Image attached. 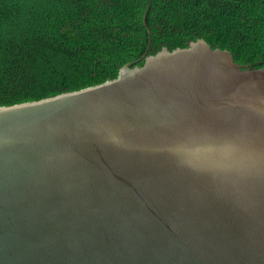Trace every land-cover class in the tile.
Here are the masks:
<instances>
[{
    "label": "water",
    "instance_id": "obj_1",
    "mask_svg": "<svg viewBox=\"0 0 264 264\" xmlns=\"http://www.w3.org/2000/svg\"><path fill=\"white\" fill-rule=\"evenodd\" d=\"M149 46L0 106V264H264V67Z\"/></svg>",
    "mask_w": 264,
    "mask_h": 264
},
{
    "label": "trees",
    "instance_id": "obj_2",
    "mask_svg": "<svg viewBox=\"0 0 264 264\" xmlns=\"http://www.w3.org/2000/svg\"><path fill=\"white\" fill-rule=\"evenodd\" d=\"M148 38L146 56L203 39L264 67V0H0V106L115 79Z\"/></svg>",
    "mask_w": 264,
    "mask_h": 264
}]
</instances>
